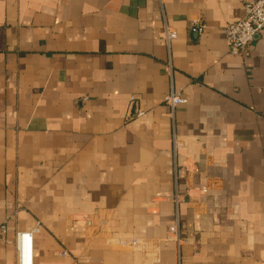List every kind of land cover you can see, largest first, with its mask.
I'll return each instance as SVG.
<instances>
[{
    "label": "crops",
    "instance_id": "1",
    "mask_svg": "<svg viewBox=\"0 0 264 264\" xmlns=\"http://www.w3.org/2000/svg\"><path fill=\"white\" fill-rule=\"evenodd\" d=\"M245 1L0 0V264L36 226L33 264H264V29L245 56L224 31Z\"/></svg>",
    "mask_w": 264,
    "mask_h": 264
},
{
    "label": "built area",
    "instance_id": "2",
    "mask_svg": "<svg viewBox=\"0 0 264 264\" xmlns=\"http://www.w3.org/2000/svg\"><path fill=\"white\" fill-rule=\"evenodd\" d=\"M204 25H200L198 22H194L193 30L201 32L204 29ZM264 29V0H246L244 3V16L243 18L228 23L224 27L225 37L229 46V50L233 54L248 55L250 53V47L254 41L256 35ZM163 37L169 42L177 37V32L170 26L166 25L162 31ZM167 70H171V65L167 66ZM135 100V96L131 97V101ZM163 101L171 108V114L173 116L174 110L180 104L186 102V99L180 95L174 89H171L165 96ZM142 111L138 110L136 115H141ZM174 152L177 153L178 149L182 146L181 140L177 133L173 135ZM180 195L175 194V200H179ZM177 223L170 226V231L177 232ZM39 231V227L36 226L32 230L18 231L16 233V245L18 264H33L34 242L33 237L35 232ZM8 232V226L6 223L0 224V247L6 241ZM66 254V252H63Z\"/></svg>",
    "mask_w": 264,
    "mask_h": 264
}]
</instances>
